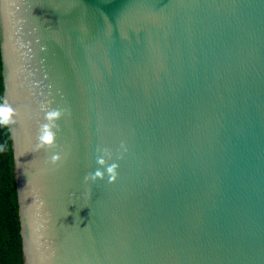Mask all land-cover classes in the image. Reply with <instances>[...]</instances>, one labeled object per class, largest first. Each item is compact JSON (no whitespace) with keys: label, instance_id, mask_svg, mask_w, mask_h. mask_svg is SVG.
I'll return each mask as SVG.
<instances>
[{"label":"water","instance_id":"95a60500","mask_svg":"<svg viewBox=\"0 0 264 264\" xmlns=\"http://www.w3.org/2000/svg\"><path fill=\"white\" fill-rule=\"evenodd\" d=\"M0 77L22 264H264V0H0Z\"/></svg>","mask_w":264,"mask_h":264},{"label":"trees","instance_id":"16d2710c","mask_svg":"<svg viewBox=\"0 0 264 264\" xmlns=\"http://www.w3.org/2000/svg\"><path fill=\"white\" fill-rule=\"evenodd\" d=\"M18 232L17 201L9 148L5 127L0 126V264H22Z\"/></svg>","mask_w":264,"mask_h":264},{"label":"clouds","instance_id":"9594fccd","mask_svg":"<svg viewBox=\"0 0 264 264\" xmlns=\"http://www.w3.org/2000/svg\"><path fill=\"white\" fill-rule=\"evenodd\" d=\"M14 109L5 103H0V126H8L10 124L15 123L13 119ZM61 110L53 109L50 111H47L45 113V120L48 121L47 123H43L40 126V132L38 139L40 141V146L44 145H52L54 143L55 139V133L52 131L53 127H56L55 121L60 118L61 116ZM105 152H108L107 149H104ZM59 155H53L52 160L53 162L59 160ZM97 163L100 165H105L106 161L103 157H98ZM118 165L113 163L111 165H108L106 168L107 173L109 174V182H112L116 179V169ZM104 172L97 169L94 173H90L85 176V181H88L89 179L95 180L97 178H103Z\"/></svg>","mask_w":264,"mask_h":264}]
</instances>
